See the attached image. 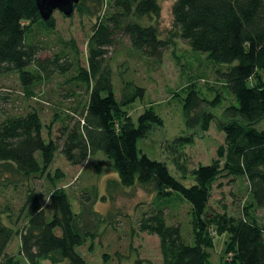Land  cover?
Returning a JSON list of instances; mask_svg holds the SVG:
<instances>
[{
	"label": "trees",
	"instance_id": "trees-1",
	"mask_svg": "<svg viewBox=\"0 0 264 264\" xmlns=\"http://www.w3.org/2000/svg\"><path fill=\"white\" fill-rule=\"evenodd\" d=\"M75 12L95 18L87 44L88 69L78 67L73 79L87 87L89 98L83 110L76 112V119H69L71 124L67 121L61 127L56 139L51 138L52 127H47L48 141L36 109L0 121V188L39 179L52 187L47 204L29 191L15 221L9 206L0 208V264H21L22 259L27 264H88L76 249L98 237L105 219L94 210L91 194L82 200L83 206L90 205L87 213L73 212L66 189L56 184L61 176L50 174L57 152L71 166L101 153L122 187L138 186L160 199L177 195L190 204L193 245L186 243L179 225H167L163 210L142 215L138 229L158 237L162 257L159 263L147 264H212L213 233L228 235L230 264H264V225L256 215L264 210V130L260 128L264 122V0H176L172 7L176 33L168 40L160 38L156 26L141 23L160 17L159 0H81ZM40 29L53 33L56 21L52 17L44 22L34 0H0V77L16 74L29 98L36 85L74 67L64 53L40 58L41 47L35 41ZM119 34L130 40L138 54L154 62L180 38L214 64L229 65L219 72L234 100L225 108L220 125L225 141L217 149V159L192 171L195 184L189 188L171 175L165 163L138 151V141L154 126H161L162 120L148 108L134 123L126 108L144 97L145 90L133 80L122 79L117 98L105 58ZM221 104L219 97L208 101L196 89L189 90L183 100L186 126L208 132L214 121L208 110ZM228 178H243L249 185V200L239 216L210 211L213 186ZM91 192L96 198L97 191ZM20 221L22 228L15 230ZM16 236L20 259L7 255ZM109 258L104 255L105 264Z\"/></svg>",
	"mask_w": 264,
	"mask_h": 264
},
{
	"label": "rangeland",
	"instance_id": "rangeland-1",
	"mask_svg": "<svg viewBox=\"0 0 264 264\" xmlns=\"http://www.w3.org/2000/svg\"><path fill=\"white\" fill-rule=\"evenodd\" d=\"M176 0H159L161 14L158 19H143L145 26L157 27L163 40L171 38L173 28L172 7ZM56 30L49 33L44 29L36 31L35 41L40 44V58L46 60L64 53L74 67L65 75L54 74L48 80L36 85L32 98L26 95L18 76L14 73L0 77V121L11 115H24L36 109L41 116L43 136L48 141L47 127L51 126V138L56 139L65 123L77 117L86 105L89 94L87 87L73 80L77 68L88 69L87 44L93 32L95 18L64 17L59 12L53 14ZM106 67L112 72L114 88L119 98L121 81L133 80L145 90L144 97L136 98L126 110L134 123L143 112L152 108L162 120L161 126H154L150 134L138 141L140 154L167 165L171 175L186 187L195 184L191 175L199 166H207L217 159V149L224 144L225 134L221 132L223 112L234 103L219 72H225L229 65H216L205 55L194 52L180 38L174 40L158 62L141 56L131 46L130 40L119 34L108 48ZM34 69V68H32ZM264 77V75H263ZM191 89L208 101L219 97V108L209 109L214 116L208 132L199 127L186 126L183 100ZM203 108L207 109L206 105ZM76 119V118H74ZM264 130V122L260 125ZM61 176L56 180L60 188H65L72 210L77 215L87 213L89 204L82 205L83 197L91 194L95 202L94 210L105 219L98 228V237L88 240L85 246L77 248V253L88 264H105L104 255H109L108 264H147L162 260L160 242L157 236H150L138 229V222L150 210H163L167 225H179L186 243L193 245L190 204L174 195L160 199L154 192L138 186L124 188L110 161L101 153L92 156L80 166H71L57 152L50 174ZM39 195L44 204L49 202L52 187L44 179L28 181L18 187L0 188V208L9 206L13 221L17 219L29 191ZM97 191L95 198L91 191ZM104 198V201H103ZM249 200V185L243 178L222 179L213 186L209 202L210 211L239 216ZM90 202V203H91ZM264 225V210L256 212ZM6 223L7 217L4 216ZM18 222L15 230L22 228ZM214 247L209 249L212 264H230L232 254L226 252L227 234H215ZM20 238L16 236L8 248L7 255L19 257ZM21 264H27L24 259ZM42 264H51L44 261Z\"/></svg>",
	"mask_w": 264,
	"mask_h": 264
},
{
	"label": "water",
	"instance_id": "water-1",
	"mask_svg": "<svg viewBox=\"0 0 264 264\" xmlns=\"http://www.w3.org/2000/svg\"><path fill=\"white\" fill-rule=\"evenodd\" d=\"M36 2L40 16L44 22H48L55 12H59L65 17H71L75 12V7L81 0H34Z\"/></svg>",
	"mask_w": 264,
	"mask_h": 264
}]
</instances>
